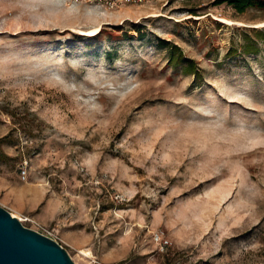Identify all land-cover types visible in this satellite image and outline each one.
Listing matches in <instances>:
<instances>
[{"label":"rangeland","instance_id":"obj_1","mask_svg":"<svg viewBox=\"0 0 264 264\" xmlns=\"http://www.w3.org/2000/svg\"><path fill=\"white\" fill-rule=\"evenodd\" d=\"M217 2L0 0V205L75 264H264V8Z\"/></svg>","mask_w":264,"mask_h":264},{"label":"water","instance_id":"obj_2","mask_svg":"<svg viewBox=\"0 0 264 264\" xmlns=\"http://www.w3.org/2000/svg\"><path fill=\"white\" fill-rule=\"evenodd\" d=\"M0 264H75L56 240L24 226L0 205Z\"/></svg>","mask_w":264,"mask_h":264},{"label":"trees","instance_id":"obj_3","mask_svg":"<svg viewBox=\"0 0 264 264\" xmlns=\"http://www.w3.org/2000/svg\"><path fill=\"white\" fill-rule=\"evenodd\" d=\"M226 2L238 12L243 13L247 8L252 6H257L264 8V0H218L217 3ZM254 33L257 36L258 42H264V30H254ZM169 46V63L174 68L181 67L184 73H194L199 77V71L196 68L195 62L193 60L187 59L184 57L181 48L175 44H167ZM259 51V46L257 45L256 40L248 39L246 44L242 47V52L245 54L256 53ZM237 51L234 50V54Z\"/></svg>","mask_w":264,"mask_h":264},{"label":"built area","instance_id":"obj_4","mask_svg":"<svg viewBox=\"0 0 264 264\" xmlns=\"http://www.w3.org/2000/svg\"><path fill=\"white\" fill-rule=\"evenodd\" d=\"M86 1H91L98 5L113 9L119 7L120 5H125V4L142 5L150 2L151 0H86ZM24 173L25 171H23V174Z\"/></svg>","mask_w":264,"mask_h":264},{"label":"bare ground","instance_id":"obj_5","mask_svg":"<svg viewBox=\"0 0 264 264\" xmlns=\"http://www.w3.org/2000/svg\"><path fill=\"white\" fill-rule=\"evenodd\" d=\"M73 30H75L77 32H80L82 34H86V35H95V34L100 32L101 25L100 24L99 25H95V26L89 27L87 29H83V28L77 27V28H73Z\"/></svg>","mask_w":264,"mask_h":264}]
</instances>
